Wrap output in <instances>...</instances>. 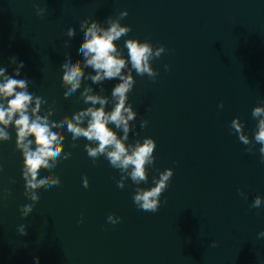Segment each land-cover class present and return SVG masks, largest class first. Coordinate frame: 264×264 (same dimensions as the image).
Wrapping results in <instances>:
<instances>
[{"label": "water", "instance_id": "obj_1", "mask_svg": "<svg viewBox=\"0 0 264 264\" xmlns=\"http://www.w3.org/2000/svg\"><path fill=\"white\" fill-rule=\"evenodd\" d=\"M122 10L127 15L120 19ZM85 16L104 27L107 19L130 26L114 41L124 55L127 38L165 47L150 61L155 79L133 71L128 93L137 116L125 143L151 137L154 162L145 165L147 180L136 184L103 155L86 154L84 145L95 142L73 140L61 126V158L40 170L60 183L25 189L9 126V139L0 142V264H33V256L40 264H264V163L251 116L264 107V0H0V67L11 75L23 61L17 78L28 80V90L46 101L42 110L54 116L70 118L86 107L85 85L103 87L100 94L111 100L114 80L82 79L65 94L62 61L71 54L83 65ZM234 117L248 145L230 128ZM65 153L71 155L63 159ZM165 168L173 175L157 211L138 209L132 195ZM257 195L262 203L254 207ZM109 214L118 222H108Z\"/></svg>", "mask_w": 264, "mask_h": 264}, {"label": "clouds", "instance_id": "obj_2", "mask_svg": "<svg viewBox=\"0 0 264 264\" xmlns=\"http://www.w3.org/2000/svg\"><path fill=\"white\" fill-rule=\"evenodd\" d=\"M126 15V10L119 13L120 19ZM120 19H107L106 27L87 16L81 21L83 39L79 44V51L83 57V65L80 59L71 54L63 59L62 81L67 85L65 94L75 93L81 87L82 79L91 80L97 85H102L106 80H114L116 83L110 89L111 100L109 96L100 94L103 87L97 92L85 85L80 97L87 106L73 112L70 118L54 116L51 109L42 110L41 106L46 103L43 97L34 96L28 90L27 79L17 78L21 75L20 69L24 67L23 61L18 63L11 75L7 74L6 68L0 67V142L9 139L7 129L11 126L15 135V148L22 159L21 178L25 182V189L60 183L59 177H53L50 173L41 174L40 170L55 167L56 161L61 158L64 141L61 126L71 133L73 140L83 137L87 141L95 142L94 146L84 145L89 157L103 155L110 166L127 172L136 184L147 180L145 165L154 162L153 152L156 145L151 137H144L142 142L137 141L134 144L125 143L130 130L134 128L129 122L137 116L132 104L128 102V93L135 83L133 71L137 75L147 74L149 78L155 79L158 73L151 67L150 61L159 58L165 52V47L159 45L154 48L147 40L127 38L124 40L127 54L124 55L114 41L126 36L131 29L128 25H122ZM75 31L76 26L73 24L68 28V35H73ZM85 68H91L92 72L85 73ZM164 68L167 70L168 65L165 64ZM109 104L111 107L106 110ZM218 107L222 108L223 105L219 104ZM251 116L257 121L252 140L259 145L260 162L264 163V107H254ZM146 124L147 121L141 119V128ZM230 128L240 142L244 145L250 143L243 132L239 117L230 121ZM116 130L122 133L119 137ZM70 155L71 153H65L63 159ZM172 175V168H165L158 178L153 177L151 187L136 189L132 202L140 210L156 212L160 204L159 198ZM122 181L123 177L116 181L117 187H123ZM82 184L84 187L88 186L87 177H82ZM240 194L244 195L242 192ZM36 198L33 194L32 199ZM261 203L259 195L253 198L254 207H259ZM31 207V203L25 205L23 213L27 214ZM106 219L115 224L119 217L114 218L109 214ZM20 227L27 230V224L22 223ZM32 259L33 264H40L39 257L33 256Z\"/></svg>", "mask_w": 264, "mask_h": 264}]
</instances>
